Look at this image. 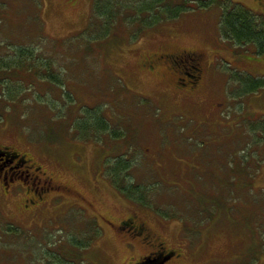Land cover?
<instances>
[{
	"label": "rangeland",
	"instance_id": "obj_1",
	"mask_svg": "<svg viewBox=\"0 0 264 264\" xmlns=\"http://www.w3.org/2000/svg\"><path fill=\"white\" fill-rule=\"evenodd\" d=\"M232 1L264 15V0ZM95 6L0 0L2 56L35 48V60L51 62L61 79L15 70L16 99L0 87L8 97L0 99V148L17 153L0 159V264H63L64 254L73 264H129L146 250L122 225L132 216L167 246H182L189 264H264V130L248 126L264 116V88L246 90L264 78V54L223 38L217 3L194 0L138 35L137 24L117 19L107 37ZM182 52L201 57L194 89L165 59ZM92 108L110 132L79 140L76 120ZM121 158L130 165L126 182L147 189L145 203L112 182ZM29 167L52 185L41 191ZM8 171L18 179L10 197L2 190ZM95 226L100 235L86 249L71 245Z\"/></svg>",
	"mask_w": 264,
	"mask_h": 264
},
{
	"label": "trees",
	"instance_id": "obj_2",
	"mask_svg": "<svg viewBox=\"0 0 264 264\" xmlns=\"http://www.w3.org/2000/svg\"><path fill=\"white\" fill-rule=\"evenodd\" d=\"M180 1L181 0H107V2L102 5L100 0H96L95 10H102L103 15H101V17H104V20L108 21V23L106 21L103 23L104 27L102 28L106 37L110 34V30L112 31L111 26H113V21L117 19H119L120 22L129 25L137 24L136 32L138 35L139 31L142 32L145 29L154 27L159 23L178 17L182 12L186 11L190 7V2L194 0ZM196 1H199V5L202 7H208L213 3H217L222 8L221 33L224 39L241 45L253 44L257 49V54H264V15H256L253 11L232 0ZM120 18H123V20ZM10 48L8 47L7 49ZM31 48L32 47H13L10 49L11 52H9L7 56H2L0 52V87L3 86L10 89L8 90V97L10 100H15L17 97V94L13 90L9 80L12 71L27 69L29 72H32L34 69L35 73H38L39 78L41 77L43 80H48L56 84L60 83V77L55 75L53 71L52 73L50 72L51 62L40 59L35 60L34 56L36 50L35 48ZM34 60L38 63V65L34 64ZM30 63L33 64L30 66ZM37 67H40L42 69L40 71L44 72H38L36 70ZM243 75L250 77L246 74ZM241 79L240 84H242L243 81V79L242 81ZM5 88L2 91L0 90V99L8 98L6 93H4ZM262 88H264V78L258 84L246 87V90L257 92ZM89 110L90 111H87L88 113L90 112L89 115L81 119H77L74 125L73 132L75 133V138L79 140L91 139L92 133L94 132H97L98 134L107 131L110 132V123L102 114L101 110L99 108H92ZM260 118L262 120L258 121V118L256 122L248 123L249 130L255 133V135L258 134V130H264V116H261ZM111 136L113 138H120L122 137V133L113 131ZM255 139L254 143H257L259 140L258 138L257 141ZM261 142L264 141L261 140ZM5 148L6 149H0V159H10L8 161L10 162L17 156V153L9 148V150H7V147ZM129 166V163L123 158L118 159V161L113 164L110 169L112 174H115L112 178V182L118 186L120 191L128 198L139 201L140 203H145L144 201H147V189L135 185L131 179L130 183L126 182L127 177L124 175V172H127L130 169ZM122 182H126V184ZM94 229L91 228L86 241L74 238V240H70L72 243L71 245L73 247L80 248V250L86 249L92 238L100 235V231L98 232V228L96 226ZM50 250H47V252ZM48 256L54 259L53 254H48ZM64 256L65 259H62L61 255L57 257L63 262V264H73L70 260H68L69 257L66 254H64ZM44 257L47 258V255L45 254ZM52 262H54V260Z\"/></svg>",
	"mask_w": 264,
	"mask_h": 264
},
{
	"label": "flooded vegetation",
	"instance_id": "obj_3",
	"mask_svg": "<svg viewBox=\"0 0 264 264\" xmlns=\"http://www.w3.org/2000/svg\"><path fill=\"white\" fill-rule=\"evenodd\" d=\"M165 59L168 60L172 65L171 68L174 70V72H177L178 75L182 74V76L178 77L179 83L183 84L180 81V78L184 77L183 79H190L184 82V84L186 85L188 82L189 84L192 83V85L189 86L190 88L194 89L196 83L191 80H196L201 74L200 55L198 53L182 52L179 54L168 55ZM24 158L25 160H23V162L27 163L26 156H24ZM30 167L29 170L31 171V176H33V179H37V182L40 183L39 188L44 192L49 185H52V179H41L30 169ZM2 171L3 168L1 167L0 173ZM11 172L12 171H8L9 176H4L5 186L2 190L4 195L7 197L15 195L17 189V187L14 186V183L18 180L17 175L12 174ZM33 194L34 198L37 197L39 199L41 197L38 190H34ZM29 206L32 205L31 202L28 201L25 207L28 208ZM122 225L127 227L128 233L133 241H140L146 248L143 253L131 255L128 261L129 264H189L188 258L184 253L185 251L182 246H167L168 244L166 241L155 237L156 234L148 229L147 224L145 222L138 221L135 216L123 220Z\"/></svg>",
	"mask_w": 264,
	"mask_h": 264
}]
</instances>
